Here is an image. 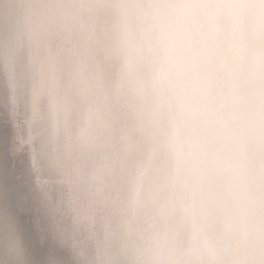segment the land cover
<instances>
[{
	"label": "bare ground",
	"instance_id": "1",
	"mask_svg": "<svg viewBox=\"0 0 264 264\" xmlns=\"http://www.w3.org/2000/svg\"><path fill=\"white\" fill-rule=\"evenodd\" d=\"M0 264H264V0H0Z\"/></svg>",
	"mask_w": 264,
	"mask_h": 264
}]
</instances>
